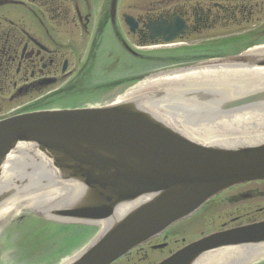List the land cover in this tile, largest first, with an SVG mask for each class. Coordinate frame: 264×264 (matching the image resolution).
Returning a JSON list of instances; mask_svg holds the SVG:
<instances>
[{"label":"water","instance_id":"water-1","mask_svg":"<svg viewBox=\"0 0 264 264\" xmlns=\"http://www.w3.org/2000/svg\"><path fill=\"white\" fill-rule=\"evenodd\" d=\"M151 30L165 43L182 32ZM149 78L150 99L160 102L0 122V210L99 228L63 264H113L224 190L264 180V48ZM262 248L264 222L210 235L158 264H230Z\"/></svg>","mask_w":264,"mask_h":264},{"label":"flooded vegetation","instance_id":"flooded-vegetation-1","mask_svg":"<svg viewBox=\"0 0 264 264\" xmlns=\"http://www.w3.org/2000/svg\"><path fill=\"white\" fill-rule=\"evenodd\" d=\"M175 24L182 32L170 44L157 36L160 29L151 30ZM218 32L226 35L218 38ZM263 45L264 0H117L115 9L112 0H0V122L38 111L101 106L105 103H84L86 93L114 98L152 74L212 60L219 49L236 46L239 54ZM172 47L176 62L167 52ZM98 68L108 81H97ZM194 219L197 227L213 230L187 241L191 225L175 227ZM261 222L264 180L237 184L121 260L135 253L157 264L212 234ZM86 229L41 215L9 216L0 222V232L6 231L0 254L10 264H62L89 241ZM230 264H264V253L234 256Z\"/></svg>","mask_w":264,"mask_h":264},{"label":"rangeland","instance_id":"rangeland-1","mask_svg":"<svg viewBox=\"0 0 264 264\" xmlns=\"http://www.w3.org/2000/svg\"><path fill=\"white\" fill-rule=\"evenodd\" d=\"M137 1L142 2L144 0H137ZM147 1L156 3V2H159L161 0H147ZM218 34H219L217 36L218 38H221V37L226 35L225 32H221V33L218 32ZM176 49H177L176 47H172V48L168 49L169 51H167L168 55H170V57L173 58L174 62H176V59H178V53H177ZM220 50L221 49H219L217 51V55H218L217 57H219L221 55H228L229 56V55H233V53H235L236 51L237 52L235 54H237L239 52V49L236 46H233V47L230 46V47L227 48L226 51H225V49H223L222 52H220ZM146 61L150 62L149 60H146ZM171 68H173V67H171ZM171 68H168V69H171ZM148 73H150V72H148ZM95 78L99 82L108 81V79H107L108 76L106 75V71L105 70L103 71V69H101V68L97 69ZM141 82H142V80L140 82L138 81V82L133 83L132 87L128 88L124 93H122L119 96H116L114 98L111 97V96H105L104 94H102L99 97H97V95L99 93L96 95V94H91V93L88 92L84 96L85 98H83L84 99L83 102L86 103V102H95V101H97V102H104L105 104H103V105H107V104H109L111 102L116 101L117 98L123 97L131 88L136 87ZM101 91H105V90H101ZM18 215H22V214H18ZM29 220H34L35 221V219L33 217H30ZM189 225H191L190 229L187 231V233L184 234V236L186 237L187 241H191V240H194V239L198 238L201 233H207V232L213 230V228L205 227V226H203L201 224H200L199 227H197L196 226L197 225V220H195V219L187 221V222H183V223L177 225L175 227V229L182 230L183 228H186ZM40 226H41V229H43L42 225H40ZM47 228H48V230L50 229V227H48V226H47ZM86 230H87V236H88L87 239L88 240H90L92 237H94L97 234V231H98L97 228L86 229ZM5 233H6V231H1L0 232V236H3ZM0 243H1V238H0ZM0 246H1V244H0ZM6 257H7L6 255H1L0 254V264H10L11 263V261L8 260ZM131 257H132V258H130L131 260L129 259L130 261L129 260L128 261L121 260V261H117L114 264H148L147 263L148 261H143V259H140V258H143L142 254H140L139 256H136V254L134 253L133 255H131ZM162 258H160V259H162ZM153 262H154V260H153Z\"/></svg>","mask_w":264,"mask_h":264},{"label":"bare ground","instance_id":"bare-ground-1","mask_svg":"<svg viewBox=\"0 0 264 264\" xmlns=\"http://www.w3.org/2000/svg\"><path fill=\"white\" fill-rule=\"evenodd\" d=\"M152 79L154 78H149L145 80L144 82H141L139 85L132 88L125 96H123L122 98H119L118 101L119 102L139 101L140 103H142V105L160 102L161 101L160 99H155V98L150 99V97L154 95V93L149 92L148 90V83ZM16 215H18V213L0 210V222L3 220H6L9 216H16ZM258 255H261V254H255V256H258Z\"/></svg>","mask_w":264,"mask_h":264}]
</instances>
